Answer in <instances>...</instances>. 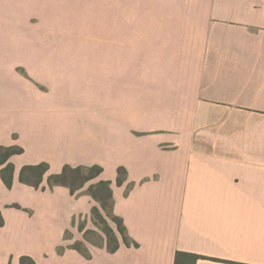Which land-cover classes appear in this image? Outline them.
<instances>
[{
	"label": "crops",
	"instance_id": "0c3cea01",
	"mask_svg": "<svg viewBox=\"0 0 264 264\" xmlns=\"http://www.w3.org/2000/svg\"><path fill=\"white\" fill-rule=\"evenodd\" d=\"M77 6L102 29L57 28ZM0 144L24 148L0 264H264V0H0ZM40 162L102 166L131 244L108 250L90 183H22Z\"/></svg>",
	"mask_w": 264,
	"mask_h": 264
},
{
	"label": "trees",
	"instance_id": "16d2710c",
	"mask_svg": "<svg viewBox=\"0 0 264 264\" xmlns=\"http://www.w3.org/2000/svg\"><path fill=\"white\" fill-rule=\"evenodd\" d=\"M24 148L17 145H1L0 144V176L4 184L11 188L14 182L15 165L10 161V158L15 154H21ZM103 172V167L100 165H78L72 166L66 164L62 170L57 173L50 171V165L47 162L37 164H26L20 169L19 179L22 183L33 186L35 188L42 187V183L47 178L48 185L54 187L56 185L66 186L72 194L82 189L86 184L90 183L88 193L99 204L94 206L91 211L92 220L95 225L106 235V245L110 252H115L120 247L118 234H120L127 245L131 244L126 226L121 217L117 216L113 211L114 193L112 181L98 179ZM126 170L123 167L118 169L117 184L121 185L124 182ZM110 217L116 224L114 229L109 225L105 215ZM0 224H3V219L0 218ZM83 222L79 223V229L84 230ZM91 230H85V238L89 237ZM118 233V234H117ZM137 245V243H135ZM74 248L84 251L82 243H76ZM202 255L187 252L177 251L174 264H196L202 258ZM20 264H37V262L29 255H22Z\"/></svg>",
	"mask_w": 264,
	"mask_h": 264
},
{
	"label": "rangeland",
	"instance_id": "374dc122",
	"mask_svg": "<svg viewBox=\"0 0 264 264\" xmlns=\"http://www.w3.org/2000/svg\"><path fill=\"white\" fill-rule=\"evenodd\" d=\"M69 9H73L69 11ZM126 12H132L130 7H126ZM66 13L68 16L72 17L76 21L74 22H59L57 23V28H73V29H89V30H101L102 29V7L101 6H77V7H65ZM100 11V12H99ZM55 14L58 15V11L54 10ZM65 13V11H63ZM63 13V14H64ZM95 17V21H86L85 19ZM105 215V213H104ZM106 220L109 225H111L114 229L116 228V224L111 220L110 217L106 216ZM82 220L80 219V222Z\"/></svg>",
	"mask_w": 264,
	"mask_h": 264
}]
</instances>
